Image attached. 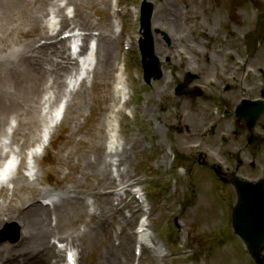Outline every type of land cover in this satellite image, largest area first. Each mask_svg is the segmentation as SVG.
I'll return each mask as SVG.
<instances>
[{"label":"rangeland","instance_id":"rangeland-1","mask_svg":"<svg viewBox=\"0 0 264 264\" xmlns=\"http://www.w3.org/2000/svg\"><path fill=\"white\" fill-rule=\"evenodd\" d=\"M141 1L119 0L117 8L123 11L122 22L111 17L115 0H109L107 6L103 0H84L81 3L74 0H51V4L46 2L44 6L41 4V7L36 0H31L28 5L30 13L40 15L43 24L51 15L59 18L57 12L54 11L50 15V11L60 7L70 22L58 31L61 36L67 34L74 24L77 25L74 29H84L81 26L82 17L87 15L89 21L99 25L89 30V38L96 42L98 33L109 23L118 45L114 47V55L120 49L118 60L125 63L130 90V101L120 110L117 117L120 122L118 136L129 152L128 163H121L120 167L126 181L139 185L147 192L146 197L151 207L150 213L148 211V220L151 222L149 232L153 230L155 234L151 235L154 234V240L158 243L162 238L166 247L165 254L158 258L152 256L151 248L146 247L138 263L135 239L129 245L125 243L124 251L130 253L131 260L124 263L256 264L230 225L233 199L228 191L221 187L219 189L218 180L216 181L212 173L201 164L199 155L202 154V158L209 163L217 161L223 163L224 167L229 164L225 163L224 153L234 145L231 132L235 125L234 118L232 114L222 117L214 109L219 107L217 103L220 102L227 107L232 106L235 102L232 100L234 93L235 96L238 94V89L237 92L230 89L229 94L220 95L219 86L222 83L229 84L236 76V83L246 87L248 81H242L245 72H248L247 75L262 76L255 68H264V0H171L170 7L167 6L166 9V0H150L154 11L162 9L163 12L158 19L159 23L151 26V30L158 31L155 32L156 54L162 62L169 57V61L164 63L163 77L153 81L151 85L142 81L138 50ZM75 6L78 16L74 17L72 22V7ZM20 13L22 12H18ZM13 17L11 15L12 21L15 22ZM16 18L20 19L21 27L26 28L25 17ZM172 21L175 25L168 29V24ZM5 28L6 23L3 22L0 30ZM161 32H168L170 44L163 40ZM13 39L10 44H0V53L15 47ZM125 41H130L129 48L125 47ZM69 43L67 42V48ZM260 43L261 46H258ZM84 44L88 45L89 40L84 41ZM252 49H255V56L247 57L245 52ZM187 69L200 74V79L191 85L201 86L202 96L174 93L176 83L181 81ZM97 72L96 81L98 84L103 83V75L99 69ZM93 80L92 72L85 74L77 83L74 77L68 79L67 83L70 84H67L59 97H55L53 88L47 89V86H44L45 89L40 95L43 119L39 122V129L35 130L37 137L23 146L20 138L12 141L10 133L17 121L14 113H8L3 126L5 132L0 133V143L7 142L8 146L2 149L4 151L0 155V164L9 154H13L18 160L23 159L24 166L29 167L31 164L32 169L29 167L23 171L31 186L42 191L48 189L51 192L49 195L57 194L63 186L84 189L80 195L88 203V213L101 215L100 194L106 193L86 189L84 183L94 184L95 178L88 176L82 179L81 174L73 171L79 163L81 152L87 150V157L92 158V149L103 141L100 136L105 130L101 131L100 123L110 114V101L99 100L98 84L95 83L91 88ZM80 81L85 83V96L80 109L75 103L68 107V102L71 101L69 90L74 84L76 88ZM102 89L99 88V92ZM61 103V120L53 128L45 150L39 153L37 160H42L37 164L36 160L31 158L30 152L37 144V138L46 119L48 120L49 112ZM126 109L131 110V115L125 113ZM229 125L230 130L227 128ZM211 126H214V133L210 130ZM220 133L230 136L226 144H221L220 139L225 138L220 136L219 139ZM240 133H246L245 128H238V134ZM20 150H23L22 155L18 153ZM45 159L50 161L48 166L44 165ZM117 166L112 167L114 175L117 174ZM35 173L42 182L34 179ZM5 185L6 196L12 197V183ZM16 193L18 196L24 194L21 191ZM123 199L127 204L123 213L128 223L123 224L122 221L115 218L111 220L106 216L94 218L98 234L94 233L74 241L73 247L74 251L78 252L79 264H111L114 261L115 255L113 256L100 240L105 230L101 220L111 225V242L116 244L118 233L122 231L124 235L128 232L134 234L140 218H147L148 202L137 201L129 191ZM43 200L44 198H41L37 201ZM5 203L7 204L8 200ZM66 211L72 213L66 215L67 228L61 229L63 233L56 232L50 238V242L57 243V248L58 241L65 240V233L76 236L84 229V224H70L72 217L75 220L79 216L77 207L72 208V211L68 207ZM89 221V216L85 215L84 222ZM20 235L21 224L17 220H7L4 217V221L0 223V239L6 240L0 241V245H14ZM14 236L17 237L16 240L10 241ZM167 238L171 239L169 243ZM64 252V249L60 250L59 263L52 258V264L64 263Z\"/></svg>","mask_w":264,"mask_h":264},{"label":"bare ground","instance_id":"bare-ground-1","mask_svg":"<svg viewBox=\"0 0 264 264\" xmlns=\"http://www.w3.org/2000/svg\"><path fill=\"white\" fill-rule=\"evenodd\" d=\"M36 1L40 7L41 4L44 6L46 2L51 4V0ZM58 1L60 2L61 0ZM74 1L81 3L84 0ZM108 1L103 0L106 6ZM118 2L119 0H115L111 17L121 21L122 10L116 8ZM29 3L30 0H0V26H2L3 22L6 23V28L0 30V44L6 42L10 44L12 37L15 35L13 39L15 47H11L3 54L0 53V133L5 132L3 128L6 121L5 116L8 113H14L17 124L11 131L12 141H17L20 138L21 146L32 141L37 137L35 130L39 129V122L43 119L40 111V95L45 89L44 86H47V89L53 88L55 97H59L64 92L67 84H70L67 83L68 79L92 72L94 77L92 88L95 83L98 84L96 80L99 69L100 74L103 75L102 80L104 82L98 84L97 95L101 101H110V114L100 123L101 131L105 130L100 136L103 141L98 144V147L95 146L92 149L94 151L92 152V158L87 157V150L81 152L79 163L74 167L76 169L73 171L81 174L83 176L82 179H86L88 176L95 178L94 184L84 183L86 189L91 190V192H103L106 194H100L102 214L88 213V203L80 195V193H83L81 190L84 189H78L76 186L69 188L63 186L62 190L57 194L49 195L51 193L50 190L42 191L31 186L28 177L21 170L23 163L20 162L15 174L9 178V183H12V197L6 196L7 188L5 184L0 186V197L2 198V202H0V223L4 221V217L7 220H17L21 224V235L14 245L8 243L0 245V264H26L28 262L31 264H52V258H55L56 262H58L61 249H57L56 244L50 242V238L56 232H62L61 229L67 228L66 215L71 213L66 211L68 207L69 209L71 208V211L72 208L75 209L77 207V212L79 213L77 219L74 220V217H72L71 226L84 224V229L77 233L76 236L71 233H65L63 237L65 240L58 242L61 245H64L63 242H65V257L67 252L74 253L73 262L64 264H78V255L74 250H71L70 246L74 245L75 239L80 240L84 236L86 238V236L91 234H98L94 218L106 216L111 220L115 218L118 221H122L123 224L128 223V219L123 213V208L127 206L123 198L127 196L126 192L128 189L133 194V197L142 198V203L147 200L143 197V189L125 180L120 167L121 163H128L129 161V152L118 137L120 124L117 119L120 110L126 107L130 100L127 74L124 63L118 61L120 49L114 55V47L115 45L118 47V45L117 41L114 40L115 37L109 23L103 26L102 31L99 30L100 32L96 37V45L93 49L87 52L88 49L86 50L84 44H82L80 47L82 56L77 58L73 57V53L78 46V40L83 41L82 43L86 42L90 36L89 30L99 27V25L89 21L87 15H85L82 17L83 23H81V26L86 30L85 32L82 31L84 30L82 28H78L80 32H74L75 29L73 28L77 26L74 24L73 28L69 30L71 33L68 34L67 38L61 37L54 31L59 22L63 25H67L69 22L63 10L58 7L50 11V14L54 11L57 12L60 21L57 20L56 16H50L47 24L44 25L40 15L30 13ZM171 3V0H166L165 9L167 6L170 7ZM58 5L60 6V3ZM22 6L23 8H21ZM20 11L22 13L18 14ZM73 11V16L77 17L76 6ZM161 14H163L162 9L159 11L155 10L151 18V24H158ZM11 15L12 17L14 16L15 22L12 21ZM16 16L25 17L26 28L21 27V21ZM169 23L168 29L173 24L175 25L174 21ZM42 39L44 42L41 43ZM67 42H70L68 48ZM92 64H94L93 68H91ZM76 80L77 77L75 78V83ZM99 88H103L101 92H99ZM69 96L71 101L68 102V107L75 103L77 108L80 109L81 101L85 96L84 81L80 82L76 88L74 84L72 89L69 90ZM59 108L57 107L49 112L48 120L46 119L44 128L37 138V144L30 153L37 164H40L41 161V158L37 160L38 149H43L48 144L53 128L56 125ZM105 139H107L106 142ZM105 146L106 151H104ZM4 147H6V143H0V154ZM18 153L22 155L23 150ZM113 157H116V159H113ZM12 160L8 163L9 166L13 164L11 163ZM116 165H118L117 174L114 175L112 167ZM34 177V179L42 182L36 173ZM108 188L109 190L107 191ZM17 191H21L24 194L18 196ZM41 198L46 199L43 201L45 203L38 202ZM7 200L8 203L6 204ZM4 203L5 205H3ZM150 208H148L149 213ZM85 215L89 216L90 219L87 223L84 222ZM101 222L105 230L100 240L111 254L115 255L111 264H125V261L131 260L130 253H125L124 251L126 244L129 245L130 242L136 239L143 251L153 239L148 232L151 222L141 220L134 234L128 232L124 235L121 231L116 235L117 243L114 244L111 242V225L103 223V220ZM151 253L152 256L158 258L164 254V251L162 246L157 244V246L153 247ZM107 259L109 258L107 257Z\"/></svg>","mask_w":264,"mask_h":264},{"label":"water","instance_id":"water-1","mask_svg":"<svg viewBox=\"0 0 264 264\" xmlns=\"http://www.w3.org/2000/svg\"><path fill=\"white\" fill-rule=\"evenodd\" d=\"M154 5L148 0H143L141 5L140 24L143 37L140 39V50L142 54V63L145 72V80L150 82L151 78L158 79L162 77V69L159 58L155 54L154 36L151 31V18ZM158 32V31H155ZM167 42H170L166 33L161 32ZM185 84H179L176 87V93H182L185 90ZM257 114L247 111L242 115L252 129L254 122L259 116L262 104H257ZM233 181V180H232ZM232 222L234 231L242 238L250 256L257 264H264V194L251 187L247 192L239 197L238 206L233 210Z\"/></svg>","mask_w":264,"mask_h":264},{"label":"flooded vegetation","instance_id":"flooded-vegetation-1","mask_svg":"<svg viewBox=\"0 0 264 264\" xmlns=\"http://www.w3.org/2000/svg\"><path fill=\"white\" fill-rule=\"evenodd\" d=\"M199 77L200 75L197 74V78ZM256 129L257 138L251 148H247L243 152H236L235 150L229 153V164L222 168L225 178L238 176L240 179L252 182L261 178L264 179V122H259ZM219 185L229 192L234 202L236 199L235 187L224 181H220Z\"/></svg>","mask_w":264,"mask_h":264}]
</instances>
